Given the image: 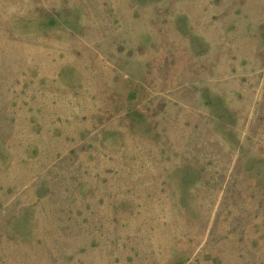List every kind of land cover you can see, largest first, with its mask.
I'll use <instances>...</instances> for the list:
<instances>
[{"label":"rangeland","instance_id":"obj_1","mask_svg":"<svg viewBox=\"0 0 264 264\" xmlns=\"http://www.w3.org/2000/svg\"><path fill=\"white\" fill-rule=\"evenodd\" d=\"M0 264H264V0H0Z\"/></svg>","mask_w":264,"mask_h":264}]
</instances>
